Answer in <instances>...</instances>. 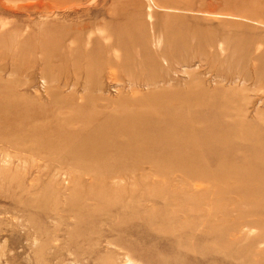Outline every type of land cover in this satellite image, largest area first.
<instances>
[{
    "label": "rangeland",
    "instance_id": "obj_1",
    "mask_svg": "<svg viewBox=\"0 0 264 264\" xmlns=\"http://www.w3.org/2000/svg\"><path fill=\"white\" fill-rule=\"evenodd\" d=\"M0 100V264H264V0H0Z\"/></svg>",
    "mask_w": 264,
    "mask_h": 264
},
{
    "label": "bare ground",
    "instance_id": "obj_2",
    "mask_svg": "<svg viewBox=\"0 0 264 264\" xmlns=\"http://www.w3.org/2000/svg\"><path fill=\"white\" fill-rule=\"evenodd\" d=\"M187 33H188V32H187ZM142 54H143V53H142ZM95 59H96V58H95ZM98 61H99V60H98ZM115 62H116V61H115ZM144 62H145V61H144ZM98 63H99V62H98ZM102 64H103V63H102ZM111 64H112V63H111ZM152 64H153V63H152ZM95 65H96V64H95ZM116 65H117V64H116ZM157 65H158V64H157ZM117 66H118V65H117ZM125 66H126V64H125ZM158 66H159V65H158ZM96 67H97V66H96ZM153 67H154V66H153ZM91 68H92V67H91ZM127 68H128V67H127ZM95 70H96V69H95ZM138 70H139V69H138ZM139 71H140V70H139ZM96 74H97V73H96ZM158 82H159V81H158ZM155 83H157V82H155ZM155 85H156V84H155ZM153 86H154V85H153ZM157 94H158V93H157ZM90 95H91V94H90ZM160 95H161V94H160ZM162 96H163V95H162ZM90 97H91V96H90ZM171 98H172V97H171ZM173 98H174V96H173ZM134 99H135V98H134ZM154 100H155V99H154ZM154 100H153V101H154ZM161 100H162V99H161ZM166 100H167V99H166ZM169 100H170V99H169ZM169 100H167V101H169ZM156 101H157V100H156ZM170 101H171V100H170ZM0 102H1V100H0ZM168 103H169V102H168ZM171 103H172V102H171ZM174 103H177V102H174ZM188 103H189V102H188ZM124 104H125V103H124ZM126 104H128V103H126ZM131 104H132V103H131ZM1 105H2V104H1ZM72 105H73V104H72ZM158 105H159V104H158ZM169 105H171V104L169 103ZM172 105H173V104H172ZM174 105H175V104H174ZM174 105H173V106H174ZM178 105H179V104H178ZM185 105H186V104H185ZM1 107H2V106H1ZM1 107H0V108H1ZM111 107H112V106H111ZM158 107H159V106H158ZM131 108H132V107H131ZM141 108H142V107H141ZM128 109H130V108H129V104H128ZM118 110H119V109H118ZM132 110H133V109H132ZM138 110H139V109H138ZM119 111H120V110H119ZM51 114H52V113H51ZM61 115H62V114H61ZM170 116H171V115H170ZM65 117H66V116H65ZM148 117L150 118V116H148ZM162 117H163V116H162ZM167 118H171V117H167ZM71 119H72V118H71ZM144 119H145V118H144ZM158 119H159V118H158ZM181 119H183V118H181ZM145 120H147V119H145ZM151 120H152V119H151ZM155 120L158 121L157 119H155ZM171 120H172V119H171ZM176 120H177V119H176ZM176 120H175V121H176ZM147 121H148V120H147ZM38 122H39V121H38ZM169 122H171V121H169ZM172 122H174V121H172ZM172 122H171V124H172ZM39 123H40V122H39ZM135 123H136V122H135ZM150 123H151V122H150ZM158 123H161V122H158ZM145 124H146V123H145ZM164 124H165V123L163 122V125H164ZM147 125H148V124H147ZM163 125H162V126H163ZM179 125H180V124H179ZM148 126H150V125H148ZM152 126H153V123H152ZM162 126H160V128H161ZM165 126H166V125H165ZM169 126H171V125H169ZM169 126H168V127H169ZM177 126H178V125H177ZM180 126H181V125H180ZM40 127H41V126H40ZM150 127H151V126H150ZM153 127H154V126H153ZM171 127H172V129L174 128L173 126H171ZM110 128H111V127H110ZM125 128H126L127 131H130V126H126ZM137 128H138V127H137ZM144 128H145V127H144ZM156 128H157V127H156ZM169 128H170V127H169ZM169 128H167V129H169ZM40 129H41V128H40ZM112 129H114V128H112ZM141 129H142V128H141ZM151 129H152V127H151ZM158 129H159V127H158ZM158 129H157V130H158ZM167 129H166V130H167ZM162 130H164V129H162ZM143 131H144V129H143ZM36 132H37V131H36ZM113 132H114V131H113ZM148 132H149V131H148ZM148 132H147V133H148ZM182 132H183V131H182ZM149 133H150V132H149ZM149 133H148V134H149ZM156 133H157V132H156ZM164 133H165V130H164ZM177 133L179 134V132H177ZM148 134H147V135H148ZM158 134H159V133H158ZM161 134H162V132H161ZM161 134H160V135H161ZM166 134H168V133L166 132ZM170 135H171V134H170ZM172 135H173V133H172ZM33 136H34V135H33ZM17 137H18V136H17ZM65 137H66V136H65ZM150 137H151V136H150ZM174 137H176V136L173 135V138H174ZM36 138H37V137H36ZM179 138H180V137H179ZM23 140H24V139H23ZM12 141H13V140H12ZM191 141H192V140H191ZM193 141H194V140H193ZM157 143H158V142H157ZM161 143H162V142H161ZM182 143H183V142H182ZM186 143H187V144H190L189 142H186ZM163 144H164V143H163ZM161 145H162V144H161ZM168 145H169V144H168ZM172 145H173V144H172ZM17 146H18V145H17ZM33 147H34V146H33ZM160 147H161V146H160ZM163 147H164V146H163ZM168 147H169V146H168ZM168 147H167V148H168ZM156 148H157V147H156ZM165 148H166V147H165ZM171 148H172V147H171ZM181 148H182V147H181ZM183 148H184V147H183ZM183 148H182V149H183ZM134 150H135V149H134ZM72 151H73V150H72ZM170 151H173V150L171 149ZM182 151H184V150H182ZM137 152H138V151H137ZM145 152H146V151H145ZM138 153H139V152H138ZM171 153H172V152H171ZM35 154H36V153H35ZM172 154H173V153H172Z\"/></svg>",
    "mask_w": 264,
    "mask_h": 264
}]
</instances>
